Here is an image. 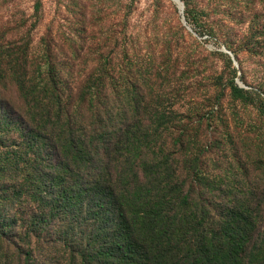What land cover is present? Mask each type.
Returning <instances> with one entry per match:
<instances>
[{"label": "trees", "instance_id": "obj_1", "mask_svg": "<svg viewBox=\"0 0 264 264\" xmlns=\"http://www.w3.org/2000/svg\"><path fill=\"white\" fill-rule=\"evenodd\" d=\"M114 53L70 64L45 38L38 50L0 31V264H39L58 222L76 242L68 264H264V200L255 208L200 170L215 142L204 125L216 114L221 125L217 107L249 105L255 90L231 69L212 78L207 104L166 110L153 68L141 92L135 57L125 65ZM77 223L92 226L86 236Z\"/></svg>", "mask_w": 264, "mask_h": 264}, {"label": "rangeland", "instance_id": "obj_2", "mask_svg": "<svg viewBox=\"0 0 264 264\" xmlns=\"http://www.w3.org/2000/svg\"><path fill=\"white\" fill-rule=\"evenodd\" d=\"M38 1L41 6L36 13ZM181 1L194 33L183 25L172 0H0V31L8 38L29 35L38 50L45 38L59 58L70 64H89L102 54L113 56L115 52V62L126 65L129 54L138 62L134 74L141 92L146 89L148 69L158 74L152 89L166 110L174 104L189 110L191 99L207 104L211 96L206 89L212 78L235 69L236 83L253 88L256 94L249 105L226 99L217 107L223 110L219 117L223 123L217 126L216 114L215 125L203 127L205 136H212L215 142L200 170L219 176L235 194L249 193L252 205L258 208L264 200V55L239 50L255 47L264 51V0ZM227 45L238 50V67L231 59V68L222 56ZM3 95L16 101L13 88ZM69 225L58 222L51 228L50 240L38 246L39 264H68L76 245L71 233H63L71 231ZM74 226V233L81 237L92 227Z\"/></svg>", "mask_w": 264, "mask_h": 264}, {"label": "water", "instance_id": "obj_3", "mask_svg": "<svg viewBox=\"0 0 264 264\" xmlns=\"http://www.w3.org/2000/svg\"><path fill=\"white\" fill-rule=\"evenodd\" d=\"M172 1H173L175 4H177V6H178V9H179V12H180V15H181V18H182L183 25H184V26H185L190 32L194 33L193 30H192V28L189 26V24H188V22H187V20H186V17H185V6H184L183 2H182L181 0H172ZM224 52H225L227 55H229V56L231 57V59H232V61L234 62L235 66L238 67V62L236 61L234 55H233L230 51H228L226 48H224ZM237 83H238V85H239L241 88H245V86H244L241 82L237 81Z\"/></svg>", "mask_w": 264, "mask_h": 264}]
</instances>
